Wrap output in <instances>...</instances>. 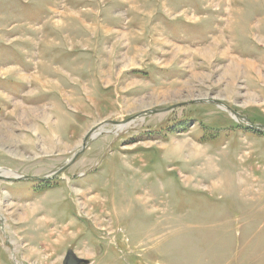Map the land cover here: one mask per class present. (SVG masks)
<instances>
[{
    "label": "rangeland",
    "instance_id": "1",
    "mask_svg": "<svg viewBox=\"0 0 264 264\" xmlns=\"http://www.w3.org/2000/svg\"><path fill=\"white\" fill-rule=\"evenodd\" d=\"M252 124L264 0H0V264H264Z\"/></svg>",
    "mask_w": 264,
    "mask_h": 264
},
{
    "label": "water",
    "instance_id": "2",
    "mask_svg": "<svg viewBox=\"0 0 264 264\" xmlns=\"http://www.w3.org/2000/svg\"><path fill=\"white\" fill-rule=\"evenodd\" d=\"M63 264H88L87 260L77 257L73 250L68 251Z\"/></svg>",
    "mask_w": 264,
    "mask_h": 264
},
{
    "label": "bare ground",
    "instance_id": "3",
    "mask_svg": "<svg viewBox=\"0 0 264 264\" xmlns=\"http://www.w3.org/2000/svg\"><path fill=\"white\" fill-rule=\"evenodd\" d=\"M125 128H128V125H123V124H122V126H119V129H121V130H122V129L124 130ZM190 150H192V152H191L192 154L198 152L197 147H194V146H192ZM201 150H202V149H201ZM201 150H200V151H201ZM193 156H194V155H193Z\"/></svg>",
    "mask_w": 264,
    "mask_h": 264
}]
</instances>
